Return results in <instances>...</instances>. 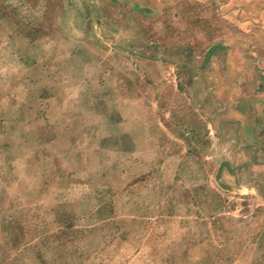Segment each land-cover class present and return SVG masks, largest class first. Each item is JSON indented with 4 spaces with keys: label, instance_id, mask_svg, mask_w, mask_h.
Masks as SVG:
<instances>
[{
    "label": "rangeland",
    "instance_id": "374dc122",
    "mask_svg": "<svg viewBox=\"0 0 264 264\" xmlns=\"http://www.w3.org/2000/svg\"><path fill=\"white\" fill-rule=\"evenodd\" d=\"M88 1L0 0V264H264V169Z\"/></svg>",
    "mask_w": 264,
    "mask_h": 264
},
{
    "label": "crops",
    "instance_id": "0c3cea01",
    "mask_svg": "<svg viewBox=\"0 0 264 264\" xmlns=\"http://www.w3.org/2000/svg\"><path fill=\"white\" fill-rule=\"evenodd\" d=\"M93 1L94 12L90 14L95 15L100 24L108 16L113 20L116 10L109 12L101 7L100 0L90 2ZM109 2L125 9L124 15L118 13L121 18L118 21L127 19L124 29L113 26L105 29L123 44H112V50L126 51L128 55L150 61L149 65L163 69L159 72L160 79L174 78L179 90L187 86L184 70L191 71L192 74H188L191 89L196 90V94L200 90L205 92L204 96L194 97L195 105L202 107L198 102L205 101L199 111L208 121L210 116H215L211 107L217 104L219 120L212 119L216 131L224 135L223 141L232 145L224 163L234 174L247 169H264V0ZM138 5L146 6L148 15L137 9ZM153 6L157 7L155 16L149 12ZM86 15L79 5L67 16L85 23ZM150 17L159 20L158 36ZM157 49L164 53L158 60L152 56ZM196 54L199 55L196 57ZM146 76L152 79L149 70Z\"/></svg>",
    "mask_w": 264,
    "mask_h": 264
}]
</instances>
